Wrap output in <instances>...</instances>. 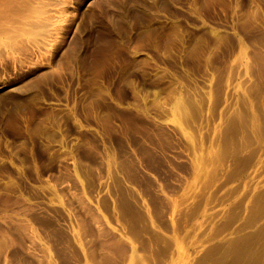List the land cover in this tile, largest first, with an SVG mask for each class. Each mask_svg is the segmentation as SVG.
Instances as JSON below:
<instances>
[{"label": "rangeland", "instance_id": "rangeland-1", "mask_svg": "<svg viewBox=\"0 0 264 264\" xmlns=\"http://www.w3.org/2000/svg\"><path fill=\"white\" fill-rule=\"evenodd\" d=\"M263 192L264 0H0V264H264Z\"/></svg>", "mask_w": 264, "mask_h": 264}, {"label": "bare ground", "instance_id": "bare-ground-1", "mask_svg": "<svg viewBox=\"0 0 264 264\" xmlns=\"http://www.w3.org/2000/svg\"><path fill=\"white\" fill-rule=\"evenodd\" d=\"M261 166L263 165L262 163L260 164ZM260 165H259V167H260ZM261 168V167H260ZM259 169V168H258ZM262 194V193H261ZM263 194H264V192H263ZM261 197H262V195H261ZM264 197V196H263ZM262 197V198H263ZM261 198V201L262 200H264V199H262ZM260 200V199H259ZM259 200H258V202H259ZM263 204H264V201L262 202ZM260 207H262V204H261V206ZM264 208V206L260 209H258L259 211H261L262 209ZM264 210V209H263ZM262 210V211H263ZM259 213V212H258ZM261 213V212H260ZM260 213L258 214L259 216H260ZM256 214V213H255ZM261 214H263L264 215V212H262ZM254 215V214H253ZM261 217V216H260ZM263 217V216H262ZM254 218H258V217H254ZM264 218V217H263ZM263 218H260V220L262 219V222L264 221L263 220ZM256 220H258L259 221V219H256ZM260 222V221H259ZM261 224H264V223H261ZM249 226H251V225H249ZM259 226H260V224H259ZM262 227V226H261ZM264 227V226H263ZM249 228V227H248ZM264 229V228H263ZM239 231H240V229H239ZM249 231H251V230H249ZM261 231H263L262 229H261ZM242 232H243V230H242ZM241 232V233H242ZM247 232V231H246ZM264 232V231H263ZM244 233H245V231H244ZM243 233V234H244ZM248 233V232H247ZM247 233H245V234H247ZM258 231L256 232V235H258ZM242 234V235H243ZM255 235V236H256ZM241 236V235H240ZM239 236V237H240ZM248 236V235H247ZM250 236V235H249ZM248 236V237H249ZM263 236V235H262ZM261 236V237H262ZM243 237H244V235H243ZM251 237V236H250ZM250 237H249V239L248 238H246L245 237V239H248V240H246V242L248 243V244H246V245H249V240H250ZM253 237V236H252ZM256 237H258V236H256ZM236 238H238V237H236ZM242 238V237H241ZM254 238V237H253ZM253 238H251L252 240H254ZM260 238V237H259ZM243 239V238H242ZM245 239L243 240V242L245 241ZM261 239V238H260ZM259 239V240H260ZM231 240V239H230ZM233 240V239H232ZM239 240V239H238ZM237 240V241H238ZM241 240V239H240ZM239 240V241H240ZM252 240H250V241H252ZM238 241V242H239ZM242 241V240H241ZM255 241H258V238H255V240L253 241V242H255ZM179 242V241H178ZM235 242V241H234ZM243 242L241 243V242H239V244L241 243V244H243ZM229 243V242H228ZM236 243V242H235ZM225 244H227V241L225 242ZM237 244V243H236ZM238 244V245H239ZM228 245V244H227ZM233 245V244H229V246H228V249H230L231 248V246ZM240 246V245H239ZM242 246V245H241ZM230 247V248H229ZM250 247H251V245H250ZM179 248V247H178ZM180 248H181V246H180ZM247 248H249V246L247 247ZM247 248L245 249V248H243L242 247V249H241V247H240V249L238 248H234V245H233V247H232V251H234L233 249H237V250H239L236 254H233L232 255V253L230 254V252H229V250H224L223 252H221L220 254H215L214 256H213V261H212V263H210V264H256V263H259L258 261H256V263L255 262H253L252 263V261L254 260V259H252L253 257H251V253H249V250H247ZM225 249V248H224ZM253 249V248H252ZM251 249V250H252ZM179 250H181V249H179ZM231 250V249H230ZM186 251V250H185ZM252 252V251H251ZM254 252V251H253ZM222 255H227V256H229V255H231V257L232 258H230V261L228 260V259H224L223 260V256ZM185 256V255H184ZM211 259V258H210ZM186 260V259H185ZM256 260V259H255ZM183 261V260H182ZM264 261V260H263ZM184 262H186V261H184ZM264 263V262H263ZM180 264H182V262L180 263ZM185 264V263H184ZM260 264V263H259Z\"/></svg>", "mask_w": 264, "mask_h": 264}]
</instances>
